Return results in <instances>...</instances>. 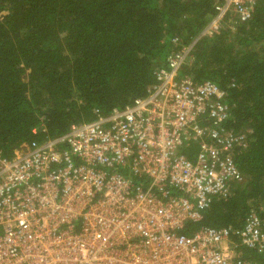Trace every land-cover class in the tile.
<instances>
[{"label": "built area", "instance_id": "1", "mask_svg": "<svg viewBox=\"0 0 264 264\" xmlns=\"http://www.w3.org/2000/svg\"><path fill=\"white\" fill-rule=\"evenodd\" d=\"M254 2L221 0L201 34L228 10L248 19ZM194 42L170 51L124 108L0 156V264H255L237 245L264 254L259 216L180 231L242 181L233 154L248 145L246 133L223 127L225 90L181 74ZM188 144L192 159L179 152Z\"/></svg>", "mask_w": 264, "mask_h": 264}, {"label": "trees", "instance_id": "2", "mask_svg": "<svg viewBox=\"0 0 264 264\" xmlns=\"http://www.w3.org/2000/svg\"><path fill=\"white\" fill-rule=\"evenodd\" d=\"M220 1L0 0V156L124 108L155 83L170 51L195 40L181 74L225 90L223 127L246 133L248 145L233 154L242 181L180 231L264 218V0L248 19L228 10L217 31L201 34ZM179 152L192 159L194 144ZM236 253L264 264L256 250L237 245Z\"/></svg>", "mask_w": 264, "mask_h": 264}, {"label": "rangeland", "instance_id": "3", "mask_svg": "<svg viewBox=\"0 0 264 264\" xmlns=\"http://www.w3.org/2000/svg\"><path fill=\"white\" fill-rule=\"evenodd\" d=\"M219 25H220V22H219Z\"/></svg>", "mask_w": 264, "mask_h": 264}]
</instances>
